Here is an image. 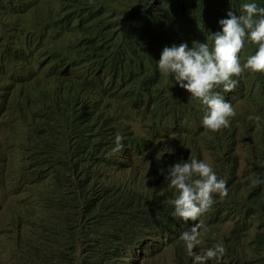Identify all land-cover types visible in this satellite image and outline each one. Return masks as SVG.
Segmentation results:
<instances>
[{
	"label": "clouds",
	"instance_id": "obj_1",
	"mask_svg": "<svg viewBox=\"0 0 264 264\" xmlns=\"http://www.w3.org/2000/svg\"><path fill=\"white\" fill-rule=\"evenodd\" d=\"M104 1L99 4L105 6L103 10L110 14L113 10L128 9L131 12L134 8L132 0H128L127 6L117 0ZM185 1L158 0L159 4L154 6L150 0L143 6V9L149 10L141 9L135 13L133 27L148 32V39L131 32L122 24L118 16L128 20L125 13L112 14L115 34L108 46L129 51L134 44L137 45L142 54L154 58L158 70L166 75V82L179 89L171 91L168 85V92L163 95L169 98V103L186 96L188 104L182 105L179 111L202 116L194 134L186 136L165 130L152 136L148 146L159 152H145L141 147H133V142L126 137L131 130L123 124L125 138L117 133L115 144L106 143L104 149L107 151L103 152L100 162L84 164L85 171L81 177L68 175L70 182L90 190L88 198L81 202L79 216L75 215L76 212L72 213L74 222L77 219L78 228L71 231H81L76 236L77 242L73 248L88 251L91 264H106V253L99 241L109 242L129 226L139 229L138 244L144 243L156 250L149 258L152 264H174L176 254L182 252L192 257L193 264H214L218 259L222 264H255L252 256L256 257V254L249 248L251 244L263 242L264 213L248 222L247 230L239 240L233 234L232 223L215 218V205L233 197L235 185L218 169L211 150L202 145L198 134H232L236 138L234 153L239 161V177L247 178L248 148L240 138V115L248 116L251 102L259 98L257 77H264V0H189L188 11L164 9L179 6ZM163 11L168 14L170 22H158L161 28L158 34L156 29H143ZM174 16L179 17L177 22L173 20ZM45 24L44 40L32 34L33 39L28 46L18 39L19 34L15 30L12 31L0 42V63L5 58L13 60L15 53L18 57L17 67L26 64L27 70L30 65L34 77L27 80L30 84L33 82L34 86L47 88L55 85L53 76L66 68L74 77L70 81L77 80L82 76L80 69L67 66L66 59L56 62L54 56L53 50L69 40L65 43L56 40L55 27L50 22L45 21ZM21 42L23 50L18 51ZM1 77V83L5 85L6 77ZM240 87L245 92L244 99L238 98ZM85 91L87 95L71 90L62 99L59 112L69 110L74 125L82 123L88 131H100L98 127L106 126V122H97L101 115L100 103L104 100L95 102L94 94ZM114 109L118 107L112 106ZM139 118L151 126L171 123L165 119H153L149 112L141 113ZM259 119V116H249V120L258 122ZM62 123L66 124V121ZM133 131L137 134L136 130ZM193 136L196 140H192ZM239 145L244 155L238 153ZM199 146L210 151V155L204 156ZM122 148L123 156L118 160V152ZM14 154L19 157L20 153L14 150ZM47 154L51 161L45 169L52 168L53 179L57 177L58 170H70L71 162L83 159L77 149H71L68 157L57 159L58 153L53 148ZM243 166L246 168L245 175ZM97 170L100 172L96 173ZM0 182L3 187L9 184L16 188L14 192L0 191L1 220L5 214L3 205L9 206L12 196L24 206H28L29 201L18 190L23 182L21 175L2 173ZM262 184L264 179L257 176L245 190L257 201H262L264 208V192L259 188ZM105 194L106 200L102 197ZM86 224L89 231L84 229ZM49 230L52 229L47 219L37 230V237L29 239L31 235L27 236L22 230H11L4 234L0 225V264H25L33 249L38 251L43 245L59 246L60 233L59 236H46ZM32 242H35V246ZM230 243L247 246L244 250H249V256L246 257L241 250L231 253L228 250ZM64 259H67V254L59 253L53 264H80L79 255H71L69 263Z\"/></svg>",
	"mask_w": 264,
	"mask_h": 264
},
{
	"label": "trees",
	"instance_id": "obj_2",
	"mask_svg": "<svg viewBox=\"0 0 264 264\" xmlns=\"http://www.w3.org/2000/svg\"><path fill=\"white\" fill-rule=\"evenodd\" d=\"M132 1L134 8L131 12L128 9L112 12L125 13L124 15L131 22L128 23V20L116 15L122 24L131 32L144 35L145 39H148V32L136 30L133 21L135 13L143 9L150 0ZM99 2L105 3L104 0H50L45 7L41 4V0H0V12L18 10L31 14V17L24 18L26 20L22 25L13 26L14 32L19 34L18 39H22L25 46H28L33 35L39 40H44L43 34L45 35L46 31L43 28L46 27L44 21L50 22L55 27L56 40L61 38L69 40L53 50L56 62L66 59L67 66H77L82 75L77 80L70 81L73 76L66 68L53 76L55 85L51 84L45 88L34 86L33 82L32 85L29 83L27 78H33L34 73L30 65L27 70L26 64L21 68L17 67L18 57L15 53L13 60L5 58L0 63V144L2 146V143L8 139L23 143L18 157V174L22 176L23 182L20 183L18 190L26 195L29 201L28 206H24L12 196L13 200L9 206L2 204L5 214L0 220V225L4 229V234L11 230H22L27 236L31 235L29 239H34L37 237L40 225L48 219L52 230H49L46 236H59L60 233L59 246L42 244L43 247L38 251L33 249L25 264H53L57 255L63 252L67 254V259H64L67 263L71 261V255L74 257L79 255L80 264H91L88 251L73 248L77 242L76 236L81 231L79 233L71 231V229L75 230V227L78 228L77 219L74 222L72 213L76 212L75 215L79 216L81 202L88 198L90 190L70 182L68 175L81 177L85 171L84 164L100 162L103 152L107 151L104 149L106 143L115 144L117 133L125 138L122 131L123 124L131 130L126 137L133 142V147H141L145 152H159L148 146V138L165 130L186 136L194 134L198 130L202 116V114H182L179 111L182 105L188 104L186 96L182 100L169 103V98L163 95L168 92V85L171 91L179 89L166 82V75L158 70L154 58L142 54L137 45L134 44V48L129 51L121 50L117 46H108V43L114 40L115 34L113 13L105 12L102 8L105 6H101ZM117 2H123V6L128 4V0H117ZM152 4L158 5V0H152ZM164 9L188 11L189 0L179 6H167ZM143 10L149 8L144 7ZM178 19V16L173 18L175 22ZM40 21L44 23L42 29L35 30L36 24ZM158 22H170L168 14L163 11L143 29H156L158 34L161 31ZM9 34L6 33L2 37L3 40ZM21 50H23L22 42L18 47V51ZM1 76L6 77L5 85L1 83L3 78ZM257 78L259 98L251 102L248 116L240 115L241 120L239 119L240 138L248 148L247 178L239 177V161L234 153L236 138L232 134L202 132L198 134L202 145L211 150L218 169L223 171L235 185L233 197L215 205L214 216L232 223L233 234L238 240L247 230L248 222L255 217H261L264 213L262 201H257L245 190L247 185H252V180L257 176L264 179V77ZM42 88L44 89L40 91ZM71 90L81 95H87L88 92L85 90H89L94 94L95 102L104 100L100 103L101 115L97 122L99 124L106 122V126L98 127L100 131L97 129L88 131L86 125L82 123L74 125L70 120L69 110H65L64 113L59 112L62 99ZM238 98H245L242 87L238 91ZM112 106L118 109L112 110ZM17 107L25 109L27 114L23 110H16ZM17 111L22 112V130L9 131L2 120L8 119ZM143 112H149L153 119H165L171 123L163 126L145 124L139 118ZM249 116H259L260 119L258 122L249 120ZM63 121H66V124L62 123ZM136 123H139L140 128L145 131L143 135L134 133ZM192 140H196L195 136ZM52 148L58 153L56 159L68 157L71 149L79 150L83 159L71 162L70 170H58L57 177L53 179L52 168L45 169L46 164L51 161L47 152ZM123 151L122 148L118 152V160L122 159ZM105 163L107 168L108 160ZM3 165L4 159H0V174L14 175ZM105 173L106 171L102 172ZM259 188L264 192V184ZM106 196L107 194L102 195L105 200ZM94 225L98 226L96 221ZM84 229L89 231L87 224ZM138 240L139 229L129 226L113 240L99 241L100 245L103 244L106 253V264H152L149 258L156 250L144 243L138 244ZM32 244L35 246V242ZM244 248L247 246L238 243L228 245L231 253L235 254L241 250V253L248 257L249 250L245 251ZM249 249L256 254V257L252 256L255 264H261L264 261V238L262 244H251ZM176 256L174 264H193V259L188 254L182 252L177 253Z\"/></svg>",
	"mask_w": 264,
	"mask_h": 264
},
{
	"label": "rangeland",
	"instance_id": "obj_3",
	"mask_svg": "<svg viewBox=\"0 0 264 264\" xmlns=\"http://www.w3.org/2000/svg\"><path fill=\"white\" fill-rule=\"evenodd\" d=\"M47 2L48 0H41V4H44L45 7H47ZM26 16L31 17V14L26 11H8V12H0V42L3 41L2 37L6 33H12V31L15 30L13 26L15 24L22 25L26 19H24ZM45 22V21H44ZM42 24L43 21H40L36 24L35 30L40 31L42 29ZM61 42L65 43L68 41L66 38H61ZM243 108V107H242ZM16 110H23L25 114H27V111L25 109H21V107H17ZM4 124L6 125L7 129L9 131L16 129L18 132H21L22 130V123H23V116L22 112H14L8 119H3L2 120ZM140 124L136 123V131L140 135H143L145 131L140 128ZM151 138H148L150 140ZM147 140V141H148ZM3 145L1 146L0 144V159H4V167L6 168L7 171L11 172L15 176H19L18 174V165H19V159L18 157L14 154V150L17 153H20V148L23 145V143L13 140H6L5 142L2 143ZM200 148L201 153L204 156L210 155V151ZM238 153L241 155H244L243 148L239 145L238 148ZM243 175L246 174V168L243 166ZM3 190L4 192L6 191H11L14 192L16 190L15 187H11L10 185H6L3 187L2 183L0 182V191ZM225 233L227 232L226 229L223 230ZM172 262V261H170ZM214 264H222V261L220 259L217 260L216 263Z\"/></svg>",
	"mask_w": 264,
	"mask_h": 264
}]
</instances>
